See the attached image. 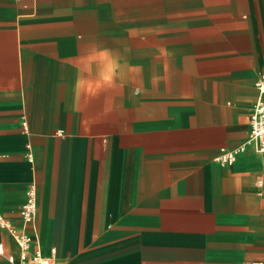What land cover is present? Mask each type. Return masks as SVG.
<instances>
[{
  "label": "crops",
  "instance_id": "obj_1",
  "mask_svg": "<svg viewBox=\"0 0 264 264\" xmlns=\"http://www.w3.org/2000/svg\"><path fill=\"white\" fill-rule=\"evenodd\" d=\"M103 48L118 76L85 93ZM260 73L264 0H0L1 214L55 264H264L261 157L213 161L246 141Z\"/></svg>",
  "mask_w": 264,
  "mask_h": 264
},
{
  "label": "built area",
  "instance_id": "obj_2",
  "mask_svg": "<svg viewBox=\"0 0 264 264\" xmlns=\"http://www.w3.org/2000/svg\"><path fill=\"white\" fill-rule=\"evenodd\" d=\"M257 99L250 116V128L246 141L231 150L221 148L213 161L221 166L233 165L237 159L243 155L248 146H252L254 151L260 155L264 164V73H260L255 80ZM24 132L27 131L26 122H21ZM24 158L32 162L33 156L30 146L26 145ZM258 194L264 197V182L261 179L256 181ZM36 215V186L29 183L25 190L24 201L19 208V216L24 226L33 225ZM0 229L6 230L12 237L17 249L18 256L12 254L7 256L11 264H55L56 250L51 248L47 253L39 249L37 239L25 230L16 229L9 220L5 219L0 212ZM0 255H4V246L0 243Z\"/></svg>",
  "mask_w": 264,
  "mask_h": 264
},
{
  "label": "clouds",
  "instance_id": "obj_3",
  "mask_svg": "<svg viewBox=\"0 0 264 264\" xmlns=\"http://www.w3.org/2000/svg\"><path fill=\"white\" fill-rule=\"evenodd\" d=\"M101 54L110 57L109 63L105 65V71L98 75V78L93 80L90 79L91 69L89 66L85 65L79 70L80 79L78 80V85L83 87L85 93L95 95L105 86H111L118 76V59L111 53V50L103 48L100 50Z\"/></svg>",
  "mask_w": 264,
  "mask_h": 264
}]
</instances>
